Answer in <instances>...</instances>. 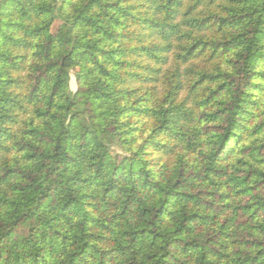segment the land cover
Wrapping results in <instances>:
<instances>
[{"label": "trees", "instance_id": "16d2710c", "mask_svg": "<svg viewBox=\"0 0 264 264\" xmlns=\"http://www.w3.org/2000/svg\"><path fill=\"white\" fill-rule=\"evenodd\" d=\"M0 264H264V0H0Z\"/></svg>", "mask_w": 264, "mask_h": 264}, {"label": "rangeland", "instance_id": "374dc122", "mask_svg": "<svg viewBox=\"0 0 264 264\" xmlns=\"http://www.w3.org/2000/svg\"><path fill=\"white\" fill-rule=\"evenodd\" d=\"M70 88L73 91L76 89L75 80L73 77H71V79H70Z\"/></svg>", "mask_w": 264, "mask_h": 264}]
</instances>
